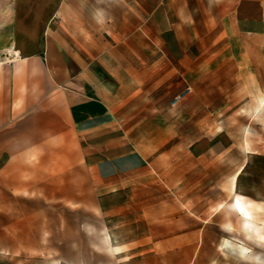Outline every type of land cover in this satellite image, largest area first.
Instances as JSON below:
<instances>
[{
	"label": "rangeland",
	"instance_id": "374dc122",
	"mask_svg": "<svg viewBox=\"0 0 264 264\" xmlns=\"http://www.w3.org/2000/svg\"><path fill=\"white\" fill-rule=\"evenodd\" d=\"M92 2L126 27L105 34L126 71L115 93L152 124L105 127V80L0 66L14 74L0 79V264H264L260 15L247 0Z\"/></svg>",
	"mask_w": 264,
	"mask_h": 264
},
{
	"label": "crops",
	"instance_id": "0c3cea01",
	"mask_svg": "<svg viewBox=\"0 0 264 264\" xmlns=\"http://www.w3.org/2000/svg\"><path fill=\"white\" fill-rule=\"evenodd\" d=\"M248 1L242 14L260 15L264 27V0L259 5ZM110 28L113 33L115 28L121 29L105 27V8L94 7L92 0H0V66L42 64L46 68L43 78L58 86L64 85L63 80L73 81L71 84L105 80V127H150V109L145 110L149 116H136L134 111H127L124 96L115 93L117 87L125 89L126 71L109 61L105 34H111ZM125 30H118L117 35ZM129 69L133 73V68ZM0 79L12 81L14 74L3 71ZM110 90L113 94L108 93ZM0 91L1 96L6 95V87ZM236 197L244 208V214L239 213L252 221L250 204L242 196Z\"/></svg>",
	"mask_w": 264,
	"mask_h": 264
},
{
	"label": "bare ground",
	"instance_id": "6f19581e",
	"mask_svg": "<svg viewBox=\"0 0 264 264\" xmlns=\"http://www.w3.org/2000/svg\"><path fill=\"white\" fill-rule=\"evenodd\" d=\"M238 187V185L236 186V188ZM236 201H239V203H240V200L236 197L235 198V200L231 203V207L232 208H235L236 210H237V208H236ZM238 211V210H237ZM239 212V211H238ZM245 223L247 224V225H250L251 224V221L250 220H248V219H246L245 220ZM257 234V233H256ZM261 239V238H260Z\"/></svg>",
	"mask_w": 264,
	"mask_h": 264
},
{
	"label": "snow or ice",
	"instance_id": "6c2138e0",
	"mask_svg": "<svg viewBox=\"0 0 264 264\" xmlns=\"http://www.w3.org/2000/svg\"><path fill=\"white\" fill-rule=\"evenodd\" d=\"M236 208L237 210L241 213V214H244V208L243 206L239 203V201H236Z\"/></svg>",
	"mask_w": 264,
	"mask_h": 264
},
{
	"label": "built area",
	"instance_id": "2783aa9c",
	"mask_svg": "<svg viewBox=\"0 0 264 264\" xmlns=\"http://www.w3.org/2000/svg\"><path fill=\"white\" fill-rule=\"evenodd\" d=\"M178 99H179V97H176V98H175V102H176Z\"/></svg>",
	"mask_w": 264,
	"mask_h": 264
}]
</instances>
